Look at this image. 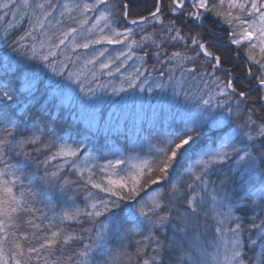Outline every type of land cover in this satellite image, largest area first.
Returning <instances> with one entry per match:
<instances>
[{"label": "snow or ice", "instance_id": "1", "mask_svg": "<svg viewBox=\"0 0 264 264\" xmlns=\"http://www.w3.org/2000/svg\"><path fill=\"white\" fill-rule=\"evenodd\" d=\"M0 46V264H264V0H0Z\"/></svg>", "mask_w": 264, "mask_h": 264}, {"label": "trees", "instance_id": "2", "mask_svg": "<svg viewBox=\"0 0 264 264\" xmlns=\"http://www.w3.org/2000/svg\"><path fill=\"white\" fill-rule=\"evenodd\" d=\"M0 47H2V46H0ZM131 63V62H130ZM101 108L102 109H104V111H105V115L107 114V111H110L111 110V108H110V106L108 105V104H103V105H101ZM151 113H150V110H149V115H150Z\"/></svg>", "mask_w": 264, "mask_h": 264}]
</instances>
